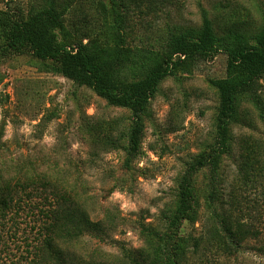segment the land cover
Segmentation results:
<instances>
[{"label": "rangeland", "instance_id": "374dc122", "mask_svg": "<svg viewBox=\"0 0 264 264\" xmlns=\"http://www.w3.org/2000/svg\"><path fill=\"white\" fill-rule=\"evenodd\" d=\"M62 2L0 0V14L13 19L26 17L53 3L66 7L65 33L58 35L59 42L70 46L80 43L89 50L113 48L110 32L117 30L125 38L122 47L134 54L139 50L156 54L167 35L197 31L202 13L217 35L221 27L239 22L259 28L264 15V0H71L58 6ZM116 12L122 15V24L112 26ZM3 36L0 23V173L12 164L24 163L37 168L41 175L58 176L76 185L91 216L99 217L105 210L110 217L118 216L115 241L126 248L142 247L143 227L163 230L164 218L175 207L177 184L185 168L213 143L218 99L209 80L225 76L226 56L218 53L207 61L185 66L159 83L142 118L138 154L126 169L129 111L108 105L88 87L56 74L52 62L4 52ZM153 54L144 61L129 58L124 65L139 62L137 65L146 72ZM129 75L121 77L126 80ZM259 93L264 102V82ZM239 116L240 124L231 127L232 150L218 173L225 181L221 186L224 193L229 183L238 180L235 176L242 143L264 147V122L257 111L242 103ZM207 184V172L197 173L194 189L200 215L207 213ZM257 186L239 193L248 204L247 218L264 235V175ZM31 221L20 212L0 226V264L25 263L27 244L35 241ZM202 223L203 216L194 225L184 223L182 233L196 234ZM83 241L91 249L118 252L115 245L87 238ZM191 264L196 263L192 260ZM238 264H264V258L246 250Z\"/></svg>", "mask_w": 264, "mask_h": 264}, {"label": "trees", "instance_id": "16d2710c", "mask_svg": "<svg viewBox=\"0 0 264 264\" xmlns=\"http://www.w3.org/2000/svg\"><path fill=\"white\" fill-rule=\"evenodd\" d=\"M67 1L71 2L63 0L58 6ZM65 9L50 3L26 17L13 19L0 14L2 50L52 62L56 74L88 87L108 105L128 110L131 125L125 147L126 169L138 154L142 118L163 79L218 53L226 56L225 76L209 80L218 99L213 143L185 168L177 184L175 207L164 218L163 230L143 227L140 248H126L115 241L118 216L110 217L106 210L99 217L91 216L85 196L76 191V185L58 176L41 175L37 168L24 163L12 164L4 174L0 173V226L20 212L32 220L30 230L35 241L27 244L24 264H191L192 260L196 264H238L246 250L264 258L263 231L247 218L248 204L239 193L259 187V178L264 175V147L242 143L235 176L238 180L228 184L226 193L221 187L225 181L218 174L224 157L232 150L231 127L240 124L241 104L252 106L264 122V102L259 93L264 82V15L259 28L239 22L221 27L217 35L202 13L197 31L167 35L156 54L148 50L134 54L122 47L125 38L117 30L110 32L113 48L89 50L80 43L70 46L59 42L58 35L65 33ZM116 24H122V15L117 12L112 26ZM152 54L154 58L146 72L137 65L139 62L133 63L136 58L144 61ZM129 58L133 65L125 67ZM125 74H130L126 80L135 79L126 82L121 77ZM200 171L208 175L206 215L199 213L194 189V178ZM201 216L203 223L196 234L182 233L184 223L194 225ZM85 238L115 245L118 252L91 249L84 246Z\"/></svg>", "mask_w": 264, "mask_h": 264}]
</instances>
